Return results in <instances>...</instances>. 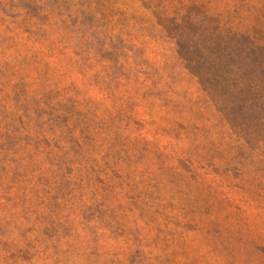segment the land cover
Wrapping results in <instances>:
<instances>
[{
  "label": "rangeland",
  "instance_id": "1",
  "mask_svg": "<svg viewBox=\"0 0 264 264\" xmlns=\"http://www.w3.org/2000/svg\"><path fill=\"white\" fill-rule=\"evenodd\" d=\"M222 90L264 101V0H0V264H264Z\"/></svg>",
  "mask_w": 264,
  "mask_h": 264
},
{
  "label": "trees",
  "instance_id": "2",
  "mask_svg": "<svg viewBox=\"0 0 264 264\" xmlns=\"http://www.w3.org/2000/svg\"><path fill=\"white\" fill-rule=\"evenodd\" d=\"M261 64V62H259ZM250 91V90H249ZM244 94V91H240ZM239 92L235 90H222L219 92L221 97H227L229 104L226 107L234 114L235 119H240L242 123L251 120L264 127V101L260 104L250 103V98L239 101ZM251 93V92H249Z\"/></svg>",
  "mask_w": 264,
  "mask_h": 264
}]
</instances>
